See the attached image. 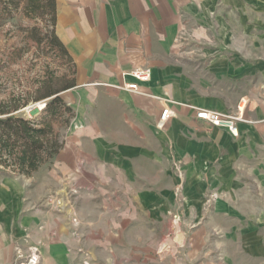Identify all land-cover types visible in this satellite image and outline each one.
Wrapping results in <instances>:
<instances>
[{
  "label": "crops",
  "instance_id": "crops-1",
  "mask_svg": "<svg viewBox=\"0 0 264 264\" xmlns=\"http://www.w3.org/2000/svg\"><path fill=\"white\" fill-rule=\"evenodd\" d=\"M190 5L214 44H192L212 29L178 40ZM55 29L76 66L61 93L74 115L37 171L0 173V264L30 246L38 264H161L165 237L170 264H204L217 231L264 264V0H56ZM142 68L138 92L120 88ZM238 107L236 135L196 118Z\"/></svg>",
  "mask_w": 264,
  "mask_h": 264
},
{
  "label": "trees",
  "instance_id": "trees-1",
  "mask_svg": "<svg viewBox=\"0 0 264 264\" xmlns=\"http://www.w3.org/2000/svg\"><path fill=\"white\" fill-rule=\"evenodd\" d=\"M21 16L31 25H14L24 46L12 45L4 71L22 58L24 50L35 48L62 67L57 73L49 69L40 78L18 81L11 87L0 85V167L30 176L51 160L62 143L59 130L69 125L74 113L61 93L75 85L76 66L65 45L56 34V0H0V18ZM5 84V83H4ZM45 101L34 116L18 112L27 105Z\"/></svg>",
  "mask_w": 264,
  "mask_h": 264
},
{
  "label": "rangeland",
  "instance_id": "rangeland-1",
  "mask_svg": "<svg viewBox=\"0 0 264 264\" xmlns=\"http://www.w3.org/2000/svg\"><path fill=\"white\" fill-rule=\"evenodd\" d=\"M187 6L182 7L184 11H187ZM197 8V7H195ZM194 5L189 6L190 13L189 16H192L193 19H189L186 17V15H182V23L178 30V40L181 42H189L190 39H194L195 41L199 40V36L201 37L206 31L209 29H212L211 31H215L214 33H210L213 36H210L209 39H202L203 42L199 43H192V44H201L206 45L208 44H214L215 40H217L216 30L217 26H215L213 22H200L196 19L195 12L193 11ZM17 23H21L24 25H31L32 23L30 21H26L21 18V16H17V18L14 19H5L0 18V67L3 65V63H6V60L10 59L7 56L12 51V45L17 46H24L21 42V35H17V31H15L14 25ZM239 24V23H238ZM240 36H244L243 32ZM239 38V39H243ZM209 40V41H208ZM191 44V42H190ZM47 66H49V69L55 70L57 73H59L62 69V67L59 65L58 60L52 59L49 55H44L43 51L38 50L36 52L35 48H31L30 50H24L22 54V58L16 62L15 64L10 65L7 69L4 71L2 68H0V85H7L9 87L13 85H17L18 81H22V83L28 81L40 78L46 73ZM5 83V84H4ZM43 100L31 103L21 109L18 114L26 116V117H32L34 114H36L41 108L44 107ZM27 107H33L32 109H26ZM65 127L60 128L59 133L64 129ZM2 168V167H0ZM4 169V168H2ZM6 170V169H4ZM7 172H4L0 169V173L2 175L6 174H12L17 175L15 173H12L8 170ZM0 174V175H1ZM68 194V195H67ZM69 197V198H68ZM66 198H68V203L66 206H62L60 203H58V200L55 201L56 209L58 211H65L66 207L69 205H72L75 200V196L73 192H67ZM60 200V199H59ZM69 204V205H68ZM73 218L71 221L73 223L76 222L75 216H72ZM179 220L178 215L172 216V222L176 223ZM77 223V222H76ZM73 226H80V225H73ZM174 232L176 230H173ZM172 231V232H173ZM158 235L157 238L163 237V235H159V231H157ZM219 232L217 231V235L215 236L216 240L221 241L220 247H210L212 250L211 252H205V259L204 264H212L209 261H207L208 254H213L212 256H215L216 260L220 259L219 264H261L260 262L255 261H248L244 254L253 253L254 251L249 249V246L247 245H232L230 244V241L222 238L223 235H218ZM166 238V237H165ZM165 238L161 239L162 241L158 244L156 249V256L158 260H160L161 264H170L171 261V249L168 248ZM222 238V239H221ZM225 240V241H224ZM211 245V242L209 243ZM248 249V250H247ZM167 250V252H165ZM231 258L234 260L232 261ZM228 259V260H227ZM218 264V263H214Z\"/></svg>",
  "mask_w": 264,
  "mask_h": 264
},
{
  "label": "built area",
  "instance_id": "built-area-1",
  "mask_svg": "<svg viewBox=\"0 0 264 264\" xmlns=\"http://www.w3.org/2000/svg\"><path fill=\"white\" fill-rule=\"evenodd\" d=\"M133 81L128 83H121L120 88L138 92V82H146L150 78V69L142 68L136 69L129 73ZM168 109L162 110L160 116V122L163 123L167 117ZM196 118L202 119L210 123L213 127H221L228 130L232 135L237 134L236 123L241 119V110L238 107L237 115H231L227 113H219L216 111L198 109L196 112ZM21 259V260H20ZM16 260L11 264H38L39 263V252L36 246H30L28 248V253L24 257L19 255V251L16 252Z\"/></svg>",
  "mask_w": 264,
  "mask_h": 264
},
{
  "label": "water",
  "instance_id": "water-1",
  "mask_svg": "<svg viewBox=\"0 0 264 264\" xmlns=\"http://www.w3.org/2000/svg\"><path fill=\"white\" fill-rule=\"evenodd\" d=\"M33 107H27L26 109H32Z\"/></svg>",
  "mask_w": 264,
  "mask_h": 264
}]
</instances>
